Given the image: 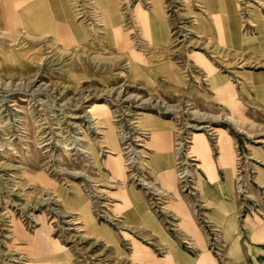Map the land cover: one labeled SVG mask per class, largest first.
Listing matches in <instances>:
<instances>
[{"label": "rangeland", "instance_id": "obj_1", "mask_svg": "<svg viewBox=\"0 0 264 264\" xmlns=\"http://www.w3.org/2000/svg\"><path fill=\"white\" fill-rule=\"evenodd\" d=\"M102 3L0 0V264H264L258 3Z\"/></svg>", "mask_w": 264, "mask_h": 264}, {"label": "crops", "instance_id": "obj_2", "mask_svg": "<svg viewBox=\"0 0 264 264\" xmlns=\"http://www.w3.org/2000/svg\"><path fill=\"white\" fill-rule=\"evenodd\" d=\"M101 1H103L102 7L104 8V10H106V9H108L110 7L109 6V0H101ZM226 1H227L228 5H229V3L232 4L231 7H230L231 8V17L228 19V21H229L228 22L229 23V27H228V30L229 31L228 32H230L231 30L237 29L239 27L238 19H240V16L237 13V9L239 7V0H237V3H236L235 0H226ZM256 2L258 3V7L256 6L253 9V11H257V14H259V17H260L261 20L258 21L257 19H254L253 21L255 23L254 24H251V25L258 26V22L261 24L262 30L259 31V37L256 39L257 40L256 43H258V41H260V42H263L264 41V29H263L264 28V17L262 16L261 11L258 10L259 7H262V8L264 7V0H258V1L256 0ZM213 8H214L213 5H211L209 7V10H213ZM108 15H110V14H108ZM115 17L118 18L117 14H114L113 12H112V15L111 16H105V20L107 22L106 25H107L108 28L116 25V22H118V20H116ZM216 20L218 21L217 18H216ZM256 21H257V23H256ZM62 25L69 27L68 23H65V24H59L58 23V24H55L56 30L57 29L62 30V28H63ZM235 26H236V28H235ZM70 31H71V33H73L72 28L70 29ZM57 35L59 37L60 34H57ZM252 40H254V39L246 38L245 44L247 46H249L250 44H253L254 42H251ZM250 47H252V46H250ZM262 49H264V48H262ZM155 133H156L155 135H157V138H158L159 142L162 145L163 154L166 157V161H168L167 163H165V165L167 166V168H170L168 171H166L163 174V178H165L167 180L169 177L174 176L173 169H171V166H172V163H173V161L171 159V157H173L172 156L173 155L172 154L173 153V146L172 147L170 146V143L173 144V142H172L173 141V139H172V133H171V131L170 132L169 131L167 132V130H164V129H157V131H155ZM202 141H205V138L204 137H199L198 136L197 138H195L194 149L197 150L198 152L201 149V143H202ZM116 146H117V149L119 150V147L117 145V141H116ZM114 162H116V160H114Z\"/></svg>", "mask_w": 264, "mask_h": 264}, {"label": "bare ground", "instance_id": "obj_3", "mask_svg": "<svg viewBox=\"0 0 264 264\" xmlns=\"http://www.w3.org/2000/svg\"><path fill=\"white\" fill-rule=\"evenodd\" d=\"M158 4V3H157ZM156 4V5H157ZM138 11L140 12L141 10L140 9H138ZM142 12V11H141ZM140 12V13H141ZM140 16L142 15V14H139ZM143 17L145 18L146 16L145 15H143ZM147 19H149V17H146V19L145 20H147ZM117 20V19H116ZM149 20H151V19H149ZM152 21V20H151ZM152 22H154V21H152ZM263 35V34H262ZM145 118H143V120H144ZM150 119H152V118H150ZM140 120L141 119H137V121L136 122H139V124H143V121L141 120V122H140ZM144 125V124H143ZM140 129V128H139ZM139 129H137V130H139ZM137 134H138V131H137ZM140 134V133H139ZM138 137H139V135H138Z\"/></svg>", "mask_w": 264, "mask_h": 264}]
</instances>
